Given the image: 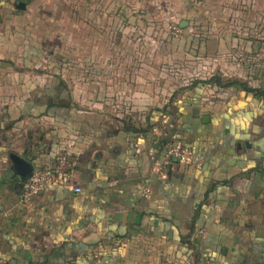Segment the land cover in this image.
Segmentation results:
<instances>
[{
    "label": "crops",
    "instance_id": "1",
    "mask_svg": "<svg viewBox=\"0 0 264 264\" xmlns=\"http://www.w3.org/2000/svg\"><path fill=\"white\" fill-rule=\"evenodd\" d=\"M247 1L248 14L234 12L233 19L242 22L236 52L249 61L238 57L234 78L264 90L252 80L257 0ZM40 2L27 0L30 10L11 18L0 11V28L7 19H34ZM16 37L8 42L0 33V264H264V97L209 84L169 102L162 74L148 73L92 78L91 96L82 82L75 91L69 86L77 107L67 108L59 79L13 58L22 45ZM102 94L115 95L117 107L105 105ZM119 119L148 132H128ZM161 139L190 147L192 161L166 158ZM59 152L82 192L56 187L24 204L25 182L54 165ZM193 228L199 255L180 246Z\"/></svg>",
    "mask_w": 264,
    "mask_h": 264
},
{
    "label": "rangeland",
    "instance_id": "2",
    "mask_svg": "<svg viewBox=\"0 0 264 264\" xmlns=\"http://www.w3.org/2000/svg\"><path fill=\"white\" fill-rule=\"evenodd\" d=\"M15 1H0L2 17L11 18L30 10L27 4L25 9L19 8L27 0H22L18 7ZM40 1L33 6L32 11L37 13L34 19L19 23L7 19V26L0 28V33L5 34L8 42L12 35L18 34L16 40L22 45L12 56L29 60L31 73L66 78L71 91L82 82L88 87L89 96L90 80L95 77L132 79L159 73L164 84H168L171 102L174 94L183 92L194 79L226 74L235 77V72L240 70L236 63L243 54L236 52L234 34L242 22L234 20L233 14L240 11L248 14L247 0L236 3L232 0L228 5L227 0ZM254 6L259 16L258 23L255 22L259 49L253 53L257 65L252 80L264 86L261 82L264 81V0H257ZM106 13L112 14V18L105 19ZM55 14L59 18L54 20ZM181 21L188 24L181 28ZM76 25H82V29H76ZM242 58L248 63L249 56ZM101 98L105 105L117 107L115 95L102 94ZM90 102L88 97L84 106H91ZM120 114L124 118L128 116L127 120L131 117L125 111Z\"/></svg>",
    "mask_w": 264,
    "mask_h": 264
},
{
    "label": "built area",
    "instance_id": "3",
    "mask_svg": "<svg viewBox=\"0 0 264 264\" xmlns=\"http://www.w3.org/2000/svg\"><path fill=\"white\" fill-rule=\"evenodd\" d=\"M164 153L166 158L175 159L182 164L190 163L193 158L190 147L175 140L165 144ZM72 166L67 154L59 152L56 155L54 165L45 166L40 170L34 171L25 182L21 192V201L29 206L35 195L44 190L56 187H64L75 193H81L82 188L80 186L69 182ZM149 192V189L145 191L146 194Z\"/></svg>",
    "mask_w": 264,
    "mask_h": 264
},
{
    "label": "trees",
    "instance_id": "4",
    "mask_svg": "<svg viewBox=\"0 0 264 264\" xmlns=\"http://www.w3.org/2000/svg\"><path fill=\"white\" fill-rule=\"evenodd\" d=\"M229 3H232V0H227V4ZM55 78L61 83V86L66 90V95H67V100H66V104H63L62 106H65V107H77L76 105L72 104V97H71V93H70V89H69V86L68 84L62 79V77L60 76H55ZM209 84H214L220 88H231V87H239L241 88L244 92L246 93H250V94H253L254 96H260V97H264V90L261 89V88H253L251 87L248 82L246 81H242V80H239V79H236L234 77H231V78H228L227 76H219V75H214V76H211L207 79H201V78H197V79H194L188 86H186L185 88L186 89H194L200 85H209ZM176 94H174V97H172V101L173 99L175 98ZM52 106H56V104H51L49 107H52ZM125 126V130L126 131H130V132H133V133H145V132H148V130H143V129H137L131 125H129L128 122L126 121H123L122 119H119ZM169 141L167 139H161V140H158V144L159 146L161 147V150L162 152H164V146L166 143H168ZM195 228L192 229L191 233L188 234L187 236H183L181 237L180 239V246H183L185 248H187L189 251L192 250V251H196L198 253L199 249H198V245H196V242L192 241L191 240V236L193 234V232H195ZM65 246H62V247H58V249H64ZM199 255V253H198ZM32 262H29V264H31ZM61 263V262H60ZM59 262H56V264H60ZM37 264H48V261L47 262H40V263H37ZM50 264V263H49ZM62 264V263H61ZM63 264H74V261H71V262H65Z\"/></svg>",
    "mask_w": 264,
    "mask_h": 264
},
{
    "label": "water",
    "instance_id": "5",
    "mask_svg": "<svg viewBox=\"0 0 264 264\" xmlns=\"http://www.w3.org/2000/svg\"><path fill=\"white\" fill-rule=\"evenodd\" d=\"M19 8L25 9L26 8V3H21V5L19 6ZM187 24H188L187 21H181L180 27L181 28H184ZM204 120H208V117H205Z\"/></svg>",
    "mask_w": 264,
    "mask_h": 264
}]
</instances>
